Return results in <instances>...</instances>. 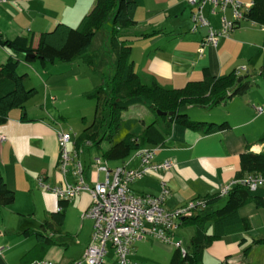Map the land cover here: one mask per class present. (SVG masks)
I'll use <instances>...</instances> for the list:
<instances>
[{"label":"crops","instance_id":"0c3cea01","mask_svg":"<svg viewBox=\"0 0 264 264\" xmlns=\"http://www.w3.org/2000/svg\"><path fill=\"white\" fill-rule=\"evenodd\" d=\"M68 1L70 0H7L0 3V36L13 39L18 35H32L36 44L39 35L51 30L58 22L75 25L74 23L81 19L82 11L73 7L68 8ZM60 4L62 9L58 10ZM192 15L193 6L186 0H143L142 5L135 11L137 24L127 29L130 33L149 34L131 42V58L135 71L155 78L161 85L181 88L191 81H201L209 76L227 75L244 67L238 78L247 77V87L244 91L235 93L226 101L214 106L212 111L198 107L202 111H194L193 116L189 115L190 118L197 117L196 120L202 121L217 123L227 121L230 127L226 130L205 134L201 130H190L172 124L170 132L155 146L157 147L155 160L161 162L172 159L173 167L168 171L137 179L130 183V188L138 194L157 195L165 186L169 190L164 203L167 209L178 208L196 197L218 196L216 204L202 209L212 210L214 205H220L223 201L224 196L218 195L220 189L235 181V176L240 172L241 153L248 150L254 152L262 150V146L257 141L261 136L258 134L264 131V112L257 113L255 107L264 108V74H262L264 24L255 23L247 18L241 19L227 36L219 37L216 45H213L204 41L208 26L198 25L194 29ZM203 15L213 29H220L223 16L220 12L212 14L209 6H205ZM224 15L229 20L234 19L230 9L226 10ZM11 53L0 44V65L12 55ZM17 58L19 65L26 66L22 63L25 62L22 56L18 55ZM74 62L76 61L69 64ZM47 82L49 88L48 91L45 89V92L51 95L54 86L63 82V79L54 83L49 79ZM90 83L94 85L96 82ZM54 96H50L51 100ZM29 112L30 109L25 103L24 109L14 108L9 111L5 120L0 121V135L5 136L0 142V172L7 186L15 191V200L17 191H27L31 196L34 195L46 212L50 211V215L62 211L63 221L60 230H55L54 233L60 236L63 243L54 244L51 249L49 248L47 258L56 261L57 264H71L74 259L83 255L90 239L92 221L81 217L90 203V195L81 192L71 198L77 215V222H73L65 214L70 199L61 207L60 198L38 184L41 178L44 183L51 186L63 183L64 176L58 167V128L39 111L32 109L31 112L34 114L31 115ZM76 138L77 135L72 138L69 149L76 147ZM97 158L105 162L98 150L97 154H94L87 149L81 156L90 184L96 181L93 163ZM122 163V161H107L109 167ZM129 164L131 167H136L138 162L133 160ZM68 176H71L70 172L67 173L66 179L71 182ZM100 178H103L102 174ZM252 205L256 207L253 203H248L239 209V215L251 223L252 228L249 233L254 227L251 218L264 215L261 211L264 207H256V210H253L250 207ZM242 209H245L246 213H242ZM202 210L194 213L203 214ZM50 215H46L40 227L33 230H40ZM19 225L23 227V224ZM260 225L256 226V230L264 233V222ZM180 226L182 225H178L173 231L172 242L178 237L176 232L179 231ZM189 226L193 228L191 239L196 233V228L193 225ZM17 234H21V231L18 230ZM242 235L244 234L233 233L214 239L204 249L201 264H205L206 256L213 258L212 264L224 260L232 264L231 255L240 252ZM259 237L264 239L261 234ZM30 242V240L15 241L11 247L3 249L0 264H21L22 257L34 247L36 239L31 244ZM261 243H264V240ZM2 247L5 246L0 242V248ZM174 250L175 246L172 244L144 233L132 244L129 264H171ZM110 254L112 255L111 252ZM111 255L109 257L112 261L107 259L104 264H115Z\"/></svg>","mask_w":264,"mask_h":264},{"label":"trees","instance_id":"16d2710c","mask_svg":"<svg viewBox=\"0 0 264 264\" xmlns=\"http://www.w3.org/2000/svg\"><path fill=\"white\" fill-rule=\"evenodd\" d=\"M142 3L143 0H95L92 9L81 18L77 26L58 22L51 30L42 32L36 44L32 35H18L13 39L0 36V44L12 52L0 65V121L5 120L12 109H24L25 103L37 92L36 88L25 86L27 74L17 72L18 55L22 56L26 63L39 60L45 65L56 60L64 63L79 61L95 70L98 54L90 52L88 46L96 30L104 28L107 24L105 49L106 53L114 55L115 66L107 77L102 75L101 84L85 95L93 103L94 117L76 138V147L81 152L96 148L105 161L124 162L138 149L155 147L161 143L170 132L172 124L190 130H201L205 134L229 128L227 121L217 123L192 120L185 109L193 106L207 110L214 108L235 93L244 91L248 83L247 77L238 82V74L234 71L227 75L191 81L184 87L174 88L161 85L155 78L135 71L131 58V42L149 34L130 33L127 29L137 24L135 11ZM244 18L264 24V0H253L244 12L242 19ZM124 91L126 93H123ZM137 106H145L153 112L154 118L144 127L140 126L138 117L122 116L124 111ZM182 107L185 109L181 110ZM157 110L173 114L158 115ZM86 142L90 144L86 145ZM257 143L262 146L260 152L248 150L241 153V170L235 180L246 176L264 177V133ZM224 197V203L221 206L214 205L215 208L208 214L194 212L214 204L218 196L191 199L203 200L206 206L196 208L191 215L179 221L182 226H195L196 233L185 246L184 254L179 248H175L171 264H201L204 249L214 239L233 233L245 235L249 232L251 223L239 215V209L248 203L264 207V183L254 190L236 183ZM14 200L15 191L7 186L0 172V207L10 205ZM68 200L60 199L59 205L63 207ZM62 221L63 213L59 210L46 219L40 230L26 228L21 232L24 236L35 235L36 238L34 247L25 253L21 264L41 261L52 245L63 243L60 236L54 233L55 230H60ZM262 240L264 239H255L254 242ZM244 241L246 237L242 236L240 242ZM218 264H228V261L224 260Z\"/></svg>","mask_w":264,"mask_h":264},{"label":"built area","instance_id":"2783aa9c","mask_svg":"<svg viewBox=\"0 0 264 264\" xmlns=\"http://www.w3.org/2000/svg\"><path fill=\"white\" fill-rule=\"evenodd\" d=\"M7 0H0V3ZM187 3L196 7L197 13H193L192 19L195 22L194 29L201 25L208 26V31L204 41L216 45L219 37L227 36L237 23L243 18L244 12L241 11L243 3L241 0H186ZM251 5V3H250ZM249 5V6H250ZM209 6L212 14L220 12L223 16L221 27L213 29L203 15V9ZM248 6V7H249ZM230 9L234 17L233 20L227 19L224 15ZM245 68L236 70L239 74ZM257 113L264 112V108L255 107ZM5 136L0 135V142ZM59 160L58 167L64 176L62 184L51 186L44 183L41 179L38 184L51 191L60 199H71L81 192L90 195V203L81 214L82 218L92 221V231L89 242L83 255L74 259L71 264H104L109 257L110 250L115 264H129V254L134 241L140 239L147 233L156 239L170 243L175 248H179L185 253V246L182 240L172 242L173 231L178 227L179 221L189 216L196 208H204L203 200H189L184 205L167 209L164 206L165 199L169 195V190L163 186L157 195H147L135 193L130 188V183L144 177L145 175L159 173L170 170L174 161L166 159L158 162L155 160L157 147L140 148L125 162L115 167H109L107 161L101 162L98 158L93 165L96 167L94 176L95 183H89L86 176L85 164L81 160V150L77 147L69 149L72 137L69 132L58 130L57 132ZM86 142V145H89ZM136 160L138 165L131 167L130 162ZM70 172L73 182L66 179ZM103 178H100V175ZM236 183H241L249 189L254 190L264 183V177L248 176L223 186L219 194L225 195L227 191ZM4 247L0 248V255ZM30 264H54L44 260Z\"/></svg>","mask_w":264,"mask_h":264},{"label":"rangeland","instance_id":"374dc122","mask_svg":"<svg viewBox=\"0 0 264 264\" xmlns=\"http://www.w3.org/2000/svg\"><path fill=\"white\" fill-rule=\"evenodd\" d=\"M94 2L95 0H70L68 1V8L73 7L76 10L80 9L82 11V18L92 8ZM241 2L243 3L241 11H245L250 5L251 0H241ZM61 6L62 5L60 4V6L57 7L58 10L62 9ZM193 13H197L196 7H193ZM227 15L230 16V13L227 12ZM80 20L81 19L74 23L75 25H72V23L68 24L75 27L79 24ZM192 23L194 27L195 22L193 19ZM197 24L199 26L201 25V23L198 22ZM106 28H108L107 24L104 28L97 29L88 46L90 52L98 54L95 60V70L78 61L69 64L56 60L55 62H47L45 65H42L39 60H35L30 63L22 62L25 63L26 66L23 64L17 65L18 73L27 74L25 78V86L27 88L34 87L37 90L36 94L26 102L27 107L30 109V115L34 114V112H31L32 109L33 111H39L44 118L55 123L58 130L69 132L72 138L75 135L78 136L81 134L83 127L89 124L94 117L93 103L87 99L85 95L92 92L96 84H101L102 75L107 77L109 72L113 69V66H115L114 55L106 53L105 49ZM49 79H51L52 83L56 80L63 79V82L54 86V91L51 92V95L55 96L52 100L50 93L46 94L45 92L46 90L48 91L49 88L47 84V80ZM91 81L96 83L90 85ZM123 93H126V91ZM212 109L213 108H211L210 111H212ZM194 111L202 110L196 106L185 109V112L191 116H193ZM207 114L208 112H206V115ZM122 116L125 118L131 116L138 117L141 127H144L154 118L153 112L145 106L130 108L124 111ZM195 118L197 117L191 119L196 120ZM262 132H260L258 136L261 135ZM90 151L97 154L96 148H90ZM83 152L80 153L81 156ZM71 177L72 176H68V180L73 182V178ZM259 186H261V184ZM16 200L17 202H15ZM16 200L12 204L2 207L0 210V242L5 246L4 249L11 247L15 241L30 240L31 242H34L36 239L35 235L24 237L23 234L18 235L17 231L19 230V232H22L25 228H39L46 215H50V211L46 212L39 202L36 201L34 195L31 196L27 191H17ZM222 200L223 201L220 200L221 203L218 206H221V204L224 203L225 197H223ZM71 201L72 200L70 199V202L65 209V214L70 221L77 222L76 208ZM250 207H252L251 209L256 210V207L253 205ZM210 210L211 209H206L203 211V214H207L208 212L211 213L213 211ZM261 211L264 212V209H261ZM242 213H246L245 209H242ZM251 219L254 224L253 230L250 233L246 232L245 235H242L243 237H246V241L241 243L240 252H235L231 255L232 259L230 261H232V264H264V243H261L262 241L258 243L254 242L255 239L260 238V234L261 236H264V233H260V230H256V226L259 227L261 226L260 224L264 222V215H256ZM19 224H23V227H20ZM191 231H193V228L189 225L180 226L179 231L176 232L180 239L176 237L175 241L182 240L183 245L186 246V244L190 242ZM242 236H240V240ZM31 242L29 244H31ZM52 247L53 245L50 249ZM47 255L48 253L44 257V261L57 264L56 261L47 258ZM106 258L108 261H112L111 257ZM204 262L205 264H212L214 260L210 256H206Z\"/></svg>","mask_w":264,"mask_h":264},{"label":"water","instance_id":"95a60500","mask_svg":"<svg viewBox=\"0 0 264 264\" xmlns=\"http://www.w3.org/2000/svg\"><path fill=\"white\" fill-rule=\"evenodd\" d=\"M240 81H241V77L238 78V82H240ZM184 109H185V107H182V108H181V110H184ZM157 114H158V115H166V114L171 115V114H173V112H168V113H166V112H161V111L157 110Z\"/></svg>","mask_w":264,"mask_h":264}]
</instances>
